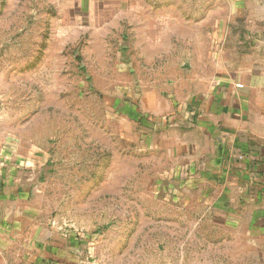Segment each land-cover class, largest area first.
Returning <instances> with one entry per match:
<instances>
[{"label":"rangeland","instance_id":"1","mask_svg":"<svg viewBox=\"0 0 264 264\" xmlns=\"http://www.w3.org/2000/svg\"><path fill=\"white\" fill-rule=\"evenodd\" d=\"M203 3L0 0V162L79 263H256L249 241L220 238L177 146L205 69L188 51L220 19Z\"/></svg>","mask_w":264,"mask_h":264},{"label":"crops","instance_id":"2","mask_svg":"<svg viewBox=\"0 0 264 264\" xmlns=\"http://www.w3.org/2000/svg\"><path fill=\"white\" fill-rule=\"evenodd\" d=\"M212 1L204 0V9L220 19L188 51L189 63L204 62L205 69L179 103L184 113L177 146L194 179L210 184L205 215L219 224L220 238L249 241L257 256L252 264H264V0H214V11ZM196 46L203 47L202 56ZM3 164L0 264H82L67 243L50 239L33 203L12 199L20 193L17 174ZM37 238L47 240L40 249L33 247ZM20 240L26 241L22 249Z\"/></svg>","mask_w":264,"mask_h":264}]
</instances>
